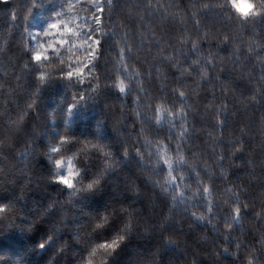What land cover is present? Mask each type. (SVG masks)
<instances>
[{"label": "trees", "instance_id": "obj_1", "mask_svg": "<svg viewBox=\"0 0 264 264\" xmlns=\"http://www.w3.org/2000/svg\"><path fill=\"white\" fill-rule=\"evenodd\" d=\"M223 5L224 0H0V207L5 209L0 213V264H76L84 249L73 237L87 232L107 204L117 210L121 206L147 209L146 199L128 198L124 192L140 173L155 176L160 171L147 154L143 160L134 155L138 147L144 151L137 128L152 137L175 138L171 128L153 125L145 101L166 94L170 101L182 102L169 89L184 81H177L159 51L163 48L165 55L171 51L181 66L187 64L192 53L177 44V37L185 32L202 38L216 65L201 84V94L193 101L197 113L188 122L189 152L212 164L217 197L208 217L211 223L187 215L189 209L202 210L204 202L189 200L186 194L178 198L162 230L175 233L179 245H162L155 235L151 240L133 237L112 264H143L153 249L162 264H189L190 260L242 264L243 254L255 249L257 260L264 264V145L257 147L252 135L258 117L264 115V86L251 85L264 75V68L257 67L264 59V16L241 24L226 15ZM56 21L71 32L81 28L85 39L70 34L66 45L49 50L45 26ZM35 28L41 50L33 45ZM90 38L101 41L94 62L89 57ZM121 49L124 64L129 69L135 64L142 74L139 78L123 72ZM158 68L165 70L163 87L157 83ZM116 73L131 84L124 97L109 86ZM137 79L143 81L142 94ZM133 96L139 97L135 106ZM221 101L228 106L219 112L222 125L218 126L214 114ZM70 104L75 107L69 113ZM205 104H211L212 111ZM133 107L140 112L139 123L131 114ZM241 126L248 133L241 136L245 151L235 154L231 175L224 181L218 169L228 165L230 143ZM61 136L73 137L77 144L91 141L113 149L120 168L109 177L104 194L65 203L64 193L48 182L51 169L41 157ZM125 146L126 159L121 156ZM221 152L225 159L213 163ZM81 163L86 173L99 167L95 157ZM197 170L207 175L199 165ZM193 179L189 172L188 180ZM229 183L244 190L227 193ZM225 201H243L237 219L231 218ZM49 204L55 208L47 221L33 226ZM154 211L146 219L159 225L162 217ZM228 224L231 229L226 231ZM49 235L52 240L38 248ZM237 244L239 258L232 255Z\"/></svg>", "mask_w": 264, "mask_h": 264}, {"label": "clouds", "instance_id": "obj_2", "mask_svg": "<svg viewBox=\"0 0 264 264\" xmlns=\"http://www.w3.org/2000/svg\"><path fill=\"white\" fill-rule=\"evenodd\" d=\"M223 6L227 9L226 15H230V18L241 24L264 16V0H260V2L258 0H224ZM55 26V23H53L52 27ZM90 39H92V43L89 57L91 62H94L95 59H99L101 41ZM177 44L185 50V53H192L187 64L181 66L179 57L174 56L171 51L165 55L163 48L160 49L159 55L168 64L171 71L175 73L177 81H184L173 85L169 89L172 95L182 102L170 101L166 94L155 98L149 96L145 101V107L150 113L153 125L156 127L163 125L171 128L175 138L167 135L152 137L146 135L142 127L137 128L139 143L144 146V151H141L138 147L134 150V155L143 160L144 155L147 154L152 159L153 168L160 171L155 176L144 172L140 173L139 179L131 180L124 190L128 198L146 199L148 207L146 210H142L121 206L117 210L108 207L107 204V210L100 212L97 217L93 218L88 225L87 232L73 237L84 249L76 264H112L122 249L130 244L133 237L142 236L146 240H151L155 235L162 245H179L180 240L175 233L163 232L162 230L164 224L172 218L178 198H184L186 194L189 200L200 199L204 202L202 210L189 209L187 215L194 220L211 223L208 217L213 211L212 205L217 197L212 179L214 175L212 164L206 158L201 160L199 153L189 152L188 149L191 145L188 141L190 135L188 122L197 113L193 101H196L201 94V84L209 79L210 69H214L216 65L213 55L206 51L207 45L202 43L201 37L185 32L177 37ZM120 51V64L124 65L123 72L129 73L131 71L139 78L142 75L139 68L133 64L129 69V66L124 64L123 49ZM89 67H91V63ZM257 67L264 68V59L258 61ZM164 72V69H157V83L161 87H163L161 78L164 77ZM37 77L41 81L45 79L40 72L37 73ZM135 84L142 94L144 91L143 81L137 79ZM251 85L255 88L264 86V75L260 76L257 81L251 82ZM109 86L115 94L124 97L127 95L131 84L120 73H116ZM138 102L139 97L133 96V105L135 106ZM227 106L226 101H221L216 106L214 121L218 126L222 125L219 112ZM74 107V104H70L67 109L68 112L70 113ZM204 108L207 111H212L211 104H205ZM131 114L139 123L140 112L136 111L135 107H133ZM246 135L248 133L245 127L241 126L230 143L227 157L228 165L218 169V176L222 180L227 181L231 175L230 166L235 154L245 151V144L241 136ZM252 135L258 140L257 147L264 145V115L258 117L257 128ZM73 145L76 146L73 147ZM121 156L125 159L128 157L127 146L122 149ZM93 157L96 158L99 167L92 173H86V169L81 162L87 164L88 160ZM41 158L45 160L51 169L48 182L51 185H56L57 190L64 193L65 203H70L80 196L92 197L104 194L109 177L120 168L118 158L110 147L91 141H81L77 144L76 140L70 136L58 137L54 144L46 148ZM224 159L223 153H218L213 163H219ZM197 165L206 170V176L201 175V172L197 170ZM189 172L194 177L191 181L188 180ZM142 187H144L143 191ZM243 190V188H238L230 183L224 189L227 193H236ZM224 203L229 209L231 218L233 220L237 219L243 201L233 204H227L226 201ZM244 207L246 209L247 206L244 205ZM0 208L3 209L2 212L5 211L4 207ZM54 208L55 205L53 204L47 205L45 210L37 217L38 219L35 220L33 226L46 222L48 213L52 212ZM154 210H158L162 217V222L159 225L155 221L150 223L146 219L147 215H155ZM166 216L168 219H165ZM224 228L228 231L231 229V225H225ZM84 238L88 239L87 243H84ZM51 240L52 236L49 235L48 239L38 244L37 247L43 249ZM64 247L63 244L59 246L60 252L64 251ZM239 249L240 246L237 244L236 251L232 254L234 257L239 258ZM143 264H162L161 257L156 249L149 253L143 260ZM164 264H166V261ZM189 264H195V261L190 260ZM242 264H260L255 249H250L243 254Z\"/></svg>", "mask_w": 264, "mask_h": 264}, {"label": "rangeland", "instance_id": "obj_3", "mask_svg": "<svg viewBox=\"0 0 264 264\" xmlns=\"http://www.w3.org/2000/svg\"><path fill=\"white\" fill-rule=\"evenodd\" d=\"M54 23L56 25L54 28L52 27L53 23L45 26V35L47 36L48 40L45 44V47L49 50H52L55 48V46H59L61 43L66 45V38L68 35L73 34L75 36H80V33H83L81 28L78 29V31L73 30V32H71L65 24H63V27H60L59 21ZM37 33L38 30L36 28L32 30V40L34 41L33 45L36 46L38 50H41L43 46L37 42ZM80 39L83 40L85 38L84 36H80Z\"/></svg>", "mask_w": 264, "mask_h": 264}, {"label": "snow or ice", "instance_id": "obj_4", "mask_svg": "<svg viewBox=\"0 0 264 264\" xmlns=\"http://www.w3.org/2000/svg\"><path fill=\"white\" fill-rule=\"evenodd\" d=\"M3 211V209L2 208H0V212H2ZM41 247H43V245H41Z\"/></svg>", "mask_w": 264, "mask_h": 264}]
</instances>
